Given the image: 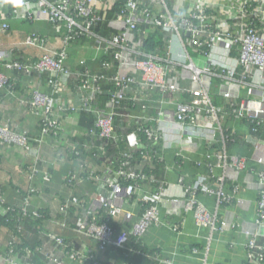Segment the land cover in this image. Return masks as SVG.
Instances as JSON below:
<instances>
[{
    "label": "crops",
    "instance_id": "obj_1",
    "mask_svg": "<svg viewBox=\"0 0 264 264\" xmlns=\"http://www.w3.org/2000/svg\"><path fill=\"white\" fill-rule=\"evenodd\" d=\"M165 2L173 15L177 14L174 8L178 6L187 15L196 10L198 0ZM238 3L239 0H208L206 9L213 15L206 20L208 27L238 31L233 14ZM259 3L264 10V0ZM150 7L157 12L163 8L159 1L150 3ZM3 8L4 20L9 25L8 32L0 34L3 60L31 63L43 55L44 50L25 44L30 32L45 38L47 49L61 48L63 30L54 29L44 15H39L37 20H19L9 14L8 5ZM260 28L264 30V22ZM227 42V39L218 40L215 49L208 54L185 43L194 67L202 71L197 78L193 70L175 64L181 52L178 43L174 41L170 49H165L164 44L162 49L155 50L154 54L172 62L168 64V74L183 90L144 88L134 100L124 102L125 108L120 109L121 115L115 119V129L121 134L132 132L144 119V123L159 134L158 150L149 160L152 163L147 162V178L139 181L132 197L123 203V209L132 212L136 219L147 195L152 197L162 190L163 195L156 202L157 221L142 238V247L171 264H242L251 237L246 231L262 234L256 222L260 195L256 171L260 165L254 160L260 151H253L255 138L250 124L231 114V105L240 104L244 92L222 71V67L231 65V54L225 49ZM91 44V39L81 38L67 48L65 65L71 71L81 72L85 68L91 73L103 71L100 62L104 53L91 49ZM1 71L7 74L12 87L0 90V126L26 134L29 145L25 149L0 140V264H92L89 256L94 253L98 261L108 259L109 264L128 261L155 264L135 254L127 256L122 250L97 253V244L78 231L79 225L88 218V207L96 194L103 191L100 185L110 179L118 166L109 154L100 160L74 147L76 141L83 140L86 130L80 124L83 112L80 106L88 93L79 87L78 79L54 86L47 74L25 75L3 68ZM136 78L140 80L138 75ZM100 84V87L105 85ZM198 88L208 91L211 105L200 106L192 122H179L177 104L187 101L190 91ZM34 89L54 99L53 112L60 124L56 136L41 132L43 110L29 105ZM217 117H221L228 136L224 146L217 133ZM224 149L248 157L246 169L237 171L225 164L220 158ZM118 150L129 151L126 141L120 142ZM131 165L143 168L137 159H133ZM91 172L101 175L102 180L94 181ZM179 176L183 177L185 187L200 181L214 193L197 190L186 199L178 183ZM188 199L203 205L224 224L216 230L197 226L193 212L183 207ZM58 237L66 247L57 246ZM72 251L76 253L75 259L69 256ZM136 259L139 261H133Z\"/></svg>",
    "mask_w": 264,
    "mask_h": 264
},
{
    "label": "built area",
    "instance_id": "obj_2",
    "mask_svg": "<svg viewBox=\"0 0 264 264\" xmlns=\"http://www.w3.org/2000/svg\"><path fill=\"white\" fill-rule=\"evenodd\" d=\"M120 1L124 3L116 8L111 18L106 20V11L116 6ZM159 1L163 8L153 11L150 3ZM166 0H14L19 5L0 0V34L9 30L8 23L4 20V6L8 5L9 14L19 20H37L39 15L51 23L54 29L63 30L61 48L51 51L47 49L44 41L36 32H30L25 38V44L44 50L38 60L31 63L20 62L18 59L3 60L0 54V90L12 87L9 77L4 70H18L25 75L32 73L47 74L54 86L66 83L71 79H78L79 87L87 91L83 97L80 110L91 113L94 117L93 124L86 129L82 141H76L75 148H82L87 153H92L95 158H107L109 151L116 153L119 164L114 169L113 175L106 183L100 185L103 191H98L94 202L88 207V218L78 227V231L94 241L97 253H106L111 250H124L126 255H138L148 258L155 264H171L157 253L147 252L142 247V238L147 234L149 227L156 223L158 216L157 199L162 196V190L154 196L147 195L142 211L134 219L132 212L123 209L126 199L132 197L139 181L146 177L143 168L132 167L131 161L138 150L143 156V166L154 156L156 142L159 134L152 130L145 122H138L136 128L129 133L121 134L115 129V119L120 112L117 105L121 102H131L134 96L143 93L144 88L159 91L183 90L177 82L169 76V65L172 63L167 57L164 59L154 53L142 49V38L147 32L140 29L141 22L158 28L168 34L165 49L178 43L181 52L175 64L194 71V78L202 72L194 67L186 50L190 43L196 50L213 51L220 39H227L225 49L231 54V65L222 67L225 76L237 87L242 89L244 97L237 106L231 105V114L235 119L250 124L253 139V151H260L254 158L260 168L256 171L258 179L259 198L257 200V225L262 234L248 232L251 237L246 244L245 261L242 264H264V30L260 28L264 22V10L260 0H239L236 10L233 11L238 31L230 29L217 30L208 27L206 20L213 17L207 12L205 0H198L196 10L183 14L182 7H175L177 14L173 15ZM20 3V4H19ZM259 3V4H258ZM107 21V27L114 31L110 36H104L95 30L97 24ZM91 39L90 48L102 51L109 60L101 61L103 71L91 73L88 69L81 72L71 71L66 65L67 48L77 39ZM103 55V56H104ZM138 75L140 80H137ZM108 81L112 85L109 99L105 107H101L96 99V94L101 91L100 83ZM225 96H229L228 92ZM54 99L50 94L34 89L31 92L29 105L32 109L42 108L40 115L42 134L56 136L60 129L58 117L54 115ZM211 105L209 93L205 88L190 91L188 100L177 104L176 119L179 122L191 121L192 116L200 112V106ZM123 116V115H122ZM217 117V133L220 143L224 146L228 136L224 125ZM138 132L142 133L151 150H143ZM0 140L6 144H15L22 148L29 145V137L19 134L8 126H0ZM126 141L129 151L121 153L118 150L120 142ZM218 142V140H217ZM141 147V148H140ZM261 148V149H260ZM263 152V153H262ZM221 160L231 169L240 171L247 167L248 157L244 154L229 153L225 149L220 155ZM94 181L102 180L101 175L90 173ZM127 183V184H125ZM183 196L186 197L193 191L214 193L199 181L192 187L183 186V177H178ZM219 194V193H218ZM156 200V201H155ZM185 210L193 212L197 226L216 230L223 221L216 218L203 205L194 199H188L183 205ZM36 215L35 212H33ZM98 214L114 223L109 224L100 220ZM262 237V241L260 240ZM58 247H66L63 239H56ZM71 259L76 258L75 251L69 254ZM96 254L89 256L92 264H109L108 259L98 261ZM54 261L56 259H53ZM58 264V263H56ZM126 264H133L128 261Z\"/></svg>",
    "mask_w": 264,
    "mask_h": 264
},
{
    "label": "trees",
    "instance_id": "obj_3",
    "mask_svg": "<svg viewBox=\"0 0 264 264\" xmlns=\"http://www.w3.org/2000/svg\"><path fill=\"white\" fill-rule=\"evenodd\" d=\"M123 3H124L123 1H120L116 6L112 7L108 11H106V16H105L106 20L111 18L112 15L114 14V12L116 11V8ZM106 24H107V21L105 23H102V24H97L95 26V30L104 36H110L114 31H112L110 28H108ZM140 29H141V33L145 32V31L147 32L146 36L142 38V49L145 52L153 53V52H155V50L163 48L165 41L168 38L167 33L161 31L158 28L151 27L149 24L144 23L143 20L141 22ZM102 60L103 61L109 60V57L107 55H104L101 58V61ZM104 84H105L104 86H101V91L98 94H96V96H95L101 107H105V105H106V103L110 97L109 92L113 88L112 85H110L108 81H104ZM125 105L126 104L124 102H121L120 104H118L117 105V111L121 112L120 109L125 108ZM93 120H94V117L92 116L91 113H88L86 111H83L81 113L80 124L83 127H85V129H88L92 126ZM122 133L126 134V131H124ZM138 136H139L140 144L143 146V150L144 151L151 150L149 148V142H147L146 137L140 132H138ZM157 146H158V143L156 142V147H155L156 150H158ZM115 155H116V153H113L112 151L109 152V157L114 159V162L119 164L120 161H118V157H115ZM133 159L135 161L137 159L138 161L142 162L143 156L141 155V153L137 152L135 154V156L133 157ZM148 163L150 164V163H152V161H149ZM148 163H146L143 166V170L148 171V169H149ZM125 184H127V183H125ZM97 217L100 218V220L106 221L109 224H114L112 221L108 220L106 218V216H104V215L98 214ZM114 226L118 227V225H115V224H114ZM114 250H116V249H114ZM111 251H113V250H111ZM122 251L125 252L124 250H122ZM133 261H139V259H136Z\"/></svg>",
    "mask_w": 264,
    "mask_h": 264
},
{
    "label": "clouds",
    "instance_id": "obj_4",
    "mask_svg": "<svg viewBox=\"0 0 264 264\" xmlns=\"http://www.w3.org/2000/svg\"><path fill=\"white\" fill-rule=\"evenodd\" d=\"M7 2H8V3H12L13 5L19 6V5H17V4L14 2V0H7ZM19 4H20V3H19Z\"/></svg>",
    "mask_w": 264,
    "mask_h": 264
}]
</instances>
